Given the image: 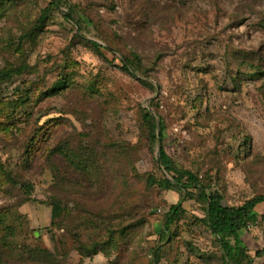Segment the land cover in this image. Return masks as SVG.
Instances as JSON below:
<instances>
[{
    "label": "rangeland",
    "instance_id": "rangeland-1",
    "mask_svg": "<svg viewBox=\"0 0 264 264\" xmlns=\"http://www.w3.org/2000/svg\"><path fill=\"white\" fill-rule=\"evenodd\" d=\"M161 144L227 205L264 195V0H0L3 264H224L200 202L164 230ZM255 210L240 233L264 264Z\"/></svg>",
    "mask_w": 264,
    "mask_h": 264
},
{
    "label": "trees",
    "instance_id": "trees-1",
    "mask_svg": "<svg viewBox=\"0 0 264 264\" xmlns=\"http://www.w3.org/2000/svg\"><path fill=\"white\" fill-rule=\"evenodd\" d=\"M59 4L60 0H51L52 6H57ZM90 43L96 52L101 55L102 48L104 47L96 41H91ZM121 61L122 68L131 75H134L135 71L138 73L144 72L142 61L133 53L131 56L124 54ZM25 67L29 66L25 64ZM140 81L146 85H151V83L145 82L142 79ZM64 84L65 82L63 80L58 82L59 87H64ZM143 110V117L148 127L150 144L153 146L158 140L163 142L165 138V125L163 120L159 116L160 134L158 136L156 117L148 108H144ZM159 164L166 173L170 174V176L172 174V176L171 178L166 176L156 178L151 175L148 179L150 184L158 185L164 190H174L181 195L180 200L172 205L167 213L165 221L166 229L164 230H169L175 220L183 214V203L185 201H198L204 205L203 211L205 217L202 221L208 226L213 235L216 236L221 246V258L224 264H244L245 262H247V264H253V259L248 255L247 247L241 238L240 232L257 223L258 212L255 208L258 204L264 202V195L255 196L238 206L225 204L223 195L209 184L202 181L198 174L187 169L179 168L170 157L163 144L160 146ZM57 208V206L53 207L52 218H56L55 210L57 211ZM142 218H145V216ZM263 253L264 250L257 251V255H262ZM0 264H3L1 260Z\"/></svg>",
    "mask_w": 264,
    "mask_h": 264
},
{
    "label": "water",
    "instance_id": "water-1",
    "mask_svg": "<svg viewBox=\"0 0 264 264\" xmlns=\"http://www.w3.org/2000/svg\"><path fill=\"white\" fill-rule=\"evenodd\" d=\"M159 151H160V148H159Z\"/></svg>",
    "mask_w": 264,
    "mask_h": 264
}]
</instances>
